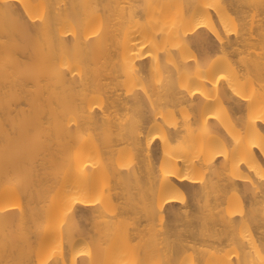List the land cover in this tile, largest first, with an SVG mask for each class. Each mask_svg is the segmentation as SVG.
Segmentation results:
<instances>
[{
    "label": "bare ground",
    "instance_id": "6f19581e",
    "mask_svg": "<svg viewBox=\"0 0 264 264\" xmlns=\"http://www.w3.org/2000/svg\"><path fill=\"white\" fill-rule=\"evenodd\" d=\"M0 264H264V0H0Z\"/></svg>",
    "mask_w": 264,
    "mask_h": 264
},
{
    "label": "rangeland",
    "instance_id": "374dc122",
    "mask_svg": "<svg viewBox=\"0 0 264 264\" xmlns=\"http://www.w3.org/2000/svg\"><path fill=\"white\" fill-rule=\"evenodd\" d=\"M235 58H236V60H235V61L237 62V60H238V57H237V56H234V57L232 56V59H235ZM177 206H178V203H177Z\"/></svg>",
    "mask_w": 264,
    "mask_h": 264
}]
</instances>
